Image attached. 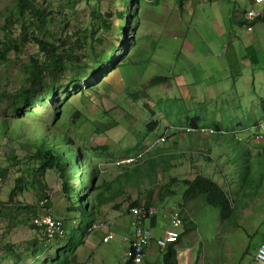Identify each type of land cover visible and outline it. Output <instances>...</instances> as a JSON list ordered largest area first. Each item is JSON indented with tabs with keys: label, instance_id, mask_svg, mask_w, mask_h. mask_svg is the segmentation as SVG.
<instances>
[{
	"label": "rangeland",
	"instance_id": "rangeland-1",
	"mask_svg": "<svg viewBox=\"0 0 264 264\" xmlns=\"http://www.w3.org/2000/svg\"><path fill=\"white\" fill-rule=\"evenodd\" d=\"M16 1L0 0V50L19 34ZM34 1L49 15L45 29L60 41L59 52L62 54L72 45L70 54H62L66 67L65 57L72 61L65 75L87 65L98 70L77 84L67 79L66 86L54 88L55 97L26 101L17 95L25 85L24 66L29 64V57L43 61L37 47L27 43L19 47L17 57L8 50V60L0 59V168L4 170V178L0 179V264H128V243L123 235H132L134 225L127 208L136 201L143 203L149 191L154 195L159 187L171 184V178L191 180L196 174L211 178L223 188L227 185L234 193L231 199L236 192L240 208L235 203L230 223L220 222L219 209L206 204L201 197L182 207L181 184H172L171 189L176 192L172 198L163 202L154 200L152 205L162 212L170 209L172 202L177 203L181 218L190 211L194 229L191 238L182 237V246L189 239L199 241L195 264H254L255 250L264 242V168L253 173L261 174L260 189L252 192V196H243L245 191L235 185L242 177V163L234 151H237L236 138L238 144L252 145V149L254 145H262L264 150V139L257 140L250 135L252 131L250 134L244 131L255 121L264 128V117L259 112V100L264 93V49L258 55V63L243 66L241 60L248 59L242 58L245 55L242 45L236 43L231 47L230 42L236 38L224 33L231 24L238 26L232 16L234 11L242 12L243 6L233 9L232 3L220 0H182L180 7L177 0H131L137 7L135 19L133 7L126 0H72L71 7L64 0ZM154 8L159 10L158 14ZM123 10L130 15L126 21L119 16ZM92 11L103 16L110 14L108 32L91 18ZM122 25L126 44H135L133 50L137 53L122 56L119 43ZM177 32L184 40L174 36ZM90 36L95 40V53H104V63H96L99 55L88 52L86 43ZM224 45L226 50H222ZM113 49L114 61L107 56ZM231 49H236L238 65L230 66V57L229 62L226 60L225 53ZM254 50L260 48L256 45ZM154 76L167 80L149 87ZM74 111L80 116L72 122L70 116ZM194 118L200 126L219 129L221 133L198 137L177 132ZM151 121L156 127L153 132L146 130ZM142 135L146 137L138 144ZM160 136L165 138L164 143L147 148ZM39 137L60 150L67 146L109 148L111 158L94 160L99 169L96 184L111 187L103 185L98 191L104 190L103 203L91 223L108 221L113 232L118 230L110 242H102L101 231H89L84 245L76 248L73 256H66L64 245L59 250L51 248L58 240L48 242L40 231L30 229L32 218L48 214L47 208L39 203L42 191L38 185L20 191L14 188V183L21 175L29 176L34 163L28 156L35 150ZM140 148L152 150L142 155L143 161L137 167L114 166V162ZM94 161L89 159L92 166ZM123 173L131 177L119 179ZM42 184L46 185L43 192L52 207L58 214H64L63 220H58L64 230L60 240L65 242L73 237L77 224L83 228L85 223V182L81 176L77 181L73 152L69 165L63 164L61 171L49 169ZM64 191L68 192L69 200ZM115 192L113 196L111 193ZM94 195L96 192L88 194V200L95 203ZM157 218L162 225L169 226L167 216L157 214ZM257 227L259 231L252 234ZM184 247H178L176 255L182 254ZM155 253L141 264H167L157 249Z\"/></svg>",
	"mask_w": 264,
	"mask_h": 264
},
{
	"label": "trees",
	"instance_id": "trees-1",
	"mask_svg": "<svg viewBox=\"0 0 264 264\" xmlns=\"http://www.w3.org/2000/svg\"><path fill=\"white\" fill-rule=\"evenodd\" d=\"M64 1L67 7L72 6V0H64ZM126 1L128 2V4H131V6L133 7L134 16L136 19L137 7L135 6V1H133L132 3H131V0H126ZM177 3H178L177 5L180 7L181 0H177ZM15 12L17 16V21L20 22L19 34L17 35L14 41H10L3 50H0V59L8 60V50H12L15 53V56L17 57L18 54L20 53L19 47L24 46L27 43H33L37 47L38 54L43 57V61H39L33 56L29 57V62H28L29 64L24 66L25 85L21 89H19L17 96H20V98H22L23 100L26 99V101H28L29 99L37 98V97H47V98L51 97L52 98V97H55L54 88L56 87L62 88L66 86V84L64 85V81H66L67 79L69 83L77 84L78 81H80L82 78H89L95 75L98 68L94 66H88V65L85 66L84 68L72 69L71 70L72 73L70 75L68 76L65 75V70H68L69 68L68 64H72V61H71V58L66 56L65 59H68V63L66 67L64 63V59H63L64 57L62 54L64 55L70 54L72 52V45H68L69 49L63 50L62 54L59 52L60 41L56 37L49 35V31L45 29L47 22L50 20L49 15L45 8H39L35 4L34 0H17L16 6H15ZM90 14H91L90 15L91 18L99 21L100 25L102 26V30L105 33L110 30L111 22L108 20V17H110L109 13H106L103 16L98 11H92ZM119 16L124 21H126L130 15L128 12L123 10ZM243 22H246V21H243ZM134 25H135V22H134ZM30 29H32V31ZM119 36H120L119 43L122 47V52H123L122 56L129 54L130 52L131 54L137 53L136 52L137 50L136 51L133 50L135 48V44H133L132 42H129L128 44H126L127 37L124 31L123 25L120 26ZM97 42L99 41L97 40ZM94 43H95V40L93 36H90L89 41L86 43V48H88V52H90V54L99 55L96 63L98 64L104 63L105 62L104 53L102 52L95 53L96 49L94 47L95 46ZM113 52H114V49L108 54L107 53L106 54L111 60L113 59L114 61ZM166 80L167 78L164 76H154L149 81V87H153L157 84L164 83ZM259 105H260L259 112L261 116L264 117V93L261 99L259 100ZM79 116H80V113L78 111H74L73 114L70 116L71 117L70 119L72 122H74ZM154 124L155 123L151 121L146 126V130L149 132H153L156 129ZM185 126L186 127L187 126L196 127L200 125L197 124V119L194 118V119L188 120ZM180 127H183V126H180ZM214 130L217 131L218 129H214ZM193 136L203 137L206 135H193ZM145 137L146 136L142 135L138 144H140L141 141ZM255 139L263 140L264 137L258 138L257 136H255ZM164 141L161 143H164ZM237 142H236V147H235V150L237 151H234V152L240 155L239 161L242 163V177H241L240 183L237 182L235 185L237 189H241L245 191L243 196H252L253 195L252 192H257L262 186L261 184H262L263 179H261V174L255 175L253 173L256 172L259 168H264V165H262V163L264 162V154L261 155L260 160H259L258 157L251 155L250 148H248L246 144H238ZM153 143L147 148H154L158 146L157 143H154V144ZM151 150L152 149L146 150V149L140 148L139 150L135 151L129 156H126L123 159L116 161V162H120V161H123L125 158L136 157L137 155H140V157L135 160V163L116 165V162H114V166L117 168H121L124 166L137 167L135 165H138L139 163L143 161L142 155L145 156ZM72 152H73L74 169H75V175H76L77 181H80V176L84 178V182H85L84 191L85 190L86 191L84 192L85 198L83 202L85 203L87 208L84 212V219H85L84 227L80 228L79 225L75 227L73 237H71L70 239L66 238L65 242L64 241L62 242L60 240L61 238H56V240H58L59 243L56 245H52L51 247L52 249L59 250L64 245L62 250L64 251V254L66 256L72 255L74 253L73 251L76 248L84 245L85 239H86L85 236L89 234L91 225L93 224L91 223L92 217L94 216L96 210L100 208V206L103 203L102 193L104 190H102L101 192H98V191L101 189V186H103L104 184H100V185L96 184V178L98 177L99 169L97 167V163L94 160L96 158H99V160H108L109 158H111L112 155H111L109 148L106 145L95 146V147L87 148V149L86 148L82 149L81 147L79 148L72 147V149H70V147L67 146V147H64L63 150H60L59 146L57 145L52 146L51 143H48L45 141L44 137H39L35 150L28 156V160L34 163V166L32 167V169L29 170L30 172L29 176L26 175V177H24L23 175H21L14 183V188H17L20 191H22L26 186L33 188V186L38 185V187H40L42 191L39 197V202H41L44 199H48V196L46 195V193L43 192V188H45L46 185L42 184V181L45 177L46 172L49 169L61 171L63 164H65L66 162H67V165H69V159L71 158ZM257 154L259 155L260 153L258 152ZM89 159L90 160L92 159L94 161L93 166H92V163L89 162ZM90 172H93L94 175H91ZM133 175H135L134 177L136 178L139 177L138 174H133ZM130 177L131 175L123 173V175H121L119 179L120 178H123V179L130 178ZM2 178H4V170L0 168V179ZM249 179H253V181L256 180V183L252 184L253 181L249 182ZM172 184L173 185L175 184L183 185V190L180 194L182 207L184 204H187L191 202L192 200H195L201 197L206 204L219 209V219H220V222L224 224L231 222L233 218V213H234L233 210H234L235 203H236V206L240 208L239 202L241 200L238 199L236 192H235V198L231 199L230 197L234 193L229 190V187H227V185H226V188H223L222 186H220V184H218L211 178L204 176L203 174H196L191 180H188V179L180 180L176 178H171V184L168 183L166 185L159 187V190H157L154 195L152 191H149L146 194V198L143 204L146 206H152V203L154 200L163 202L164 199L166 198H172L174 195H176L175 190L171 189ZM104 186L105 188L111 187L108 185L107 186L104 185ZM67 188H68V185H67ZM248 190H250L249 192L251 193H249ZM93 192H96V195L93 196L95 203L94 201L88 200V194L93 193ZM13 193H14L13 190L9 192V195H8L9 200H11ZM111 194L113 196H116L115 195L116 192L111 193ZM64 195H66L67 200H69L68 192L64 191ZM80 197L81 196H79V198ZM141 204L142 203H138L137 201L133 202L129 206L128 210L132 206H139ZM172 204L174 205H171V207L178 206L177 203L172 202ZM42 206L45 208H49L50 201L47 200ZM26 208L30 210L32 209V206H27ZM154 208L158 212H156L155 215L141 222L143 226H145L146 228L150 230L152 229L149 226H146L144 222L153 218L154 216L157 215V213H159V210L156 207ZM178 208L181 209L179 206ZM167 211L169 214L170 209H167ZM180 215H181V210H180ZM32 219H31V223L29 224L30 229L32 230L36 229L40 231L39 228H36L32 224ZM181 219L183 220L182 221L183 230L180 233V236L178 237L179 239L177 238V241L175 243H169L167 244V246H164L163 248L156 247L157 252L161 253V256L164 259V262H166L167 264L177 263L174 245H176L177 243L181 241V238L183 235L190 233L194 229V227L191 224L192 222L188 219V217H184ZM62 226H63V223H62ZM168 227H170V219H169ZM258 231H259V227H257L256 230L252 234L257 233ZM42 235L45 237L46 241L52 243V240H48L43 233ZM132 236H133V233L132 235H128L126 237V240H124L126 243H128V249L126 250L127 252L132 251V249L130 248V241H131ZM154 238L156 239L157 237H155L154 235ZM261 244H264V242H262ZM44 245L47 247V244H44ZM149 245L144 250V256L142 258L141 263L144 260L145 252H146V249L149 247ZM58 255L56 258H58ZM127 263L133 264L130 258H127Z\"/></svg>",
	"mask_w": 264,
	"mask_h": 264
},
{
	"label": "built area",
	"instance_id": "built-area-1",
	"mask_svg": "<svg viewBox=\"0 0 264 264\" xmlns=\"http://www.w3.org/2000/svg\"><path fill=\"white\" fill-rule=\"evenodd\" d=\"M261 18H264V0H252L251 8L244 15V20L246 21V25L244 27L246 31L252 30L251 25H249L250 23ZM177 132H184L186 135H211L216 133L214 129L202 126H183V128L179 127V131ZM164 139V137H160L154 143L163 142ZM139 157L140 155H137L136 157L125 158L123 161L116 162V165L133 164ZM47 200L48 199H44L39 202L40 205H44ZM156 212L158 211H156L154 207L146 206L143 203L139 206H132L128 210V215L134 225V231L130 241V248L132 251H128L126 256L127 258L131 259L133 264L141 263L144 256V250L149 244L154 243L156 247L163 248L169 243H175L183 230L180 209L178 206H172L170 208V214H168L170 219L169 229L164 232L162 237L155 239L153 231L143 226L141 222L155 215ZM32 224L36 228H39L48 240L53 241L56 238H62L64 235L63 226L60 220L55 219L49 214L35 217L32 219ZM90 230L101 231L103 234L101 239L103 243H108L113 238H115V233L111 231L110 223L108 221L95 222L91 225ZM253 261L254 264H264V244H260L256 248Z\"/></svg>",
	"mask_w": 264,
	"mask_h": 264
},
{
	"label": "crops",
	"instance_id": "crops-1",
	"mask_svg": "<svg viewBox=\"0 0 264 264\" xmlns=\"http://www.w3.org/2000/svg\"><path fill=\"white\" fill-rule=\"evenodd\" d=\"M219 2H227L230 4L232 3L231 8H233V9H237L240 7V5H242L243 6L242 12H244L246 9H248L251 5V0H220ZM181 3H182V0H181ZM158 5H159V3H158ZM153 10H155L156 14H158L159 10L156 11L155 8ZM242 12H237V11L233 12V16H232L233 21L235 20V22H237L238 26H234L233 24H231L230 29H228V28L225 29L224 33L227 35V37L233 36L234 38H236L230 42L231 47H233L236 43H240L242 45L243 52L245 53V55H243L242 58L245 59V57H246L248 60H246V59L241 60V65L252 66V64L259 62L258 55H260L259 53L261 52V49H264V33H263V31H264V23H263L264 19L255 23L254 27H253V31L251 33H247L246 31L242 30V26H241V24H242L241 13ZM231 15H232V13L230 14V17H231ZM226 17L229 20V16L226 15ZM238 30L240 33L239 35H237ZM174 36L180 41L184 40V36L181 33L177 32L174 34ZM256 45L260 48L259 51L254 50V49H256ZM226 49H227V46L224 45L222 50H226ZM225 57H226V60L228 62H229L228 57L232 58V61L229 62L230 66L238 65L240 62L239 57L236 56V49H231L230 53H225ZM235 88L236 87H234V89ZM235 92L237 93L236 90H235ZM244 103H246V102H244ZM234 109L235 108H233V110ZM240 111H242V110H236L235 112H240ZM245 112H247V109L245 110ZM257 125L258 124L255 123V124L251 125V128H246V131L248 132V134H250V132L252 131V134H250V135L254 136L255 131H257V129H258V128L254 129V127ZM246 146L248 148H250L251 155L258 157L260 160L261 155L264 154V150L262 149L263 148L262 145H254V149L251 148L252 145L251 146L246 145ZM258 152L260 153L259 155L257 154ZM187 205H188V203H187ZM51 207H52V204L50 203V207L46 209L48 214L50 212L49 215H51L52 217H54L56 219L63 220L64 214H58L56 212V209H54V207H52V208ZM67 210H69V209L67 208ZM189 212L190 211H188V214H187V212H185V213H186L188 219L191 221L192 218L189 215ZM157 214H161V216H167L169 218L167 210H163L162 212L159 211V213H157ZM62 215H63V217H62ZM144 224L146 226H149L153 230L154 235L157 238L162 237L165 230H167L169 228L168 226L165 227L164 225H162V223L158 220L157 215L154 216L153 218L145 221ZM77 226H78V224H77ZM77 226H75V227H77ZM158 230H161V233L157 234L156 231H158ZM117 231L118 230L114 229V232H117ZM192 232L193 231H191L188 234L183 235L182 237L183 238H191ZM127 236H128V234L123 235V238L126 239ZM181 242H182V238H181V241L179 243L174 245L175 252H176V249L178 247H184V246H182L183 242L182 243ZM187 243L188 244L184 247V249H182L184 252H182V254L176 255V262H177L176 264H195L196 263V259H197V255H198L197 250L200 247L199 241L196 242V240H192V242H191V239H189L187 241ZM156 249L157 248H156L155 244L151 243L149 245V247L146 249L144 260L146 258H149V257L152 258L155 255H157V253H155Z\"/></svg>",
	"mask_w": 264,
	"mask_h": 264
},
{
	"label": "clouds",
	"instance_id": "clouds-1",
	"mask_svg": "<svg viewBox=\"0 0 264 264\" xmlns=\"http://www.w3.org/2000/svg\"><path fill=\"white\" fill-rule=\"evenodd\" d=\"M251 6H252V0H251V5H250V7L248 8V9H246L244 12H243V15H242V30H244V31H246V29H245V25H246V22H243V21H245L244 20V15H245V13L251 8ZM262 19H264V18H261V19H258V20H256V21H254V22H252V23H250L249 25H251V27H252V30L251 31H246L247 33H251L252 31H253V27H254V24L256 23V22H258V21H260V20H262ZM259 107H260V105H259ZM258 124L257 126H255L254 127V129L255 128H258L257 129V131H255V133H254V136H257L258 138H260V137H264V128L262 127V124L261 123H259L258 121H255L253 124ZM260 128H263V130L262 131H260ZM244 131H246V129L244 130ZM218 133H221V131L218 129L217 131H216V133L215 134H218ZM262 133H263V136H262ZM162 137V136H161ZM160 138V137H159ZM235 138H236V135H235ZM236 140H237V138H236ZM238 141V140H237ZM243 142V141H242ZM256 251V250H255ZM255 255V254H254ZM254 262V261H253Z\"/></svg>",
	"mask_w": 264,
	"mask_h": 264
},
{
	"label": "bare ground",
	"instance_id": "bare-ground-1",
	"mask_svg": "<svg viewBox=\"0 0 264 264\" xmlns=\"http://www.w3.org/2000/svg\"><path fill=\"white\" fill-rule=\"evenodd\" d=\"M264 23V22H263ZM241 26H242V24H241ZM153 206V205H152ZM128 209V208H127ZM181 210V209H180ZM170 214V213H169ZM90 231H92V230H90ZM179 239V238H178ZM167 246V245H166ZM160 250V249H159ZM162 250V249H161ZM127 252V251H126ZM255 254V253H254ZM141 264V263H140Z\"/></svg>",
	"mask_w": 264,
	"mask_h": 264
},
{
	"label": "water",
	"instance_id": "water-1",
	"mask_svg": "<svg viewBox=\"0 0 264 264\" xmlns=\"http://www.w3.org/2000/svg\"><path fill=\"white\" fill-rule=\"evenodd\" d=\"M87 206L85 205V210H86Z\"/></svg>",
	"mask_w": 264,
	"mask_h": 264
}]
</instances>
